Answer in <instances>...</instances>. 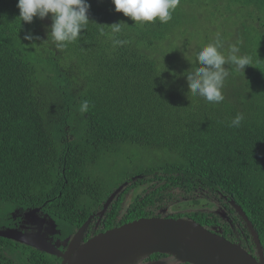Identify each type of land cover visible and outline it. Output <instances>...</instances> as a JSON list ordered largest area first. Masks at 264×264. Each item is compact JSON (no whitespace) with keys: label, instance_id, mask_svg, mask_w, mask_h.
Segmentation results:
<instances>
[{"label":"trees","instance_id":"trees-1","mask_svg":"<svg viewBox=\"0 0 264 264\" xmlns=\"http://www.w3.org/2000/svg\"><path fill=\"white\" fill-rule=\"evenodd\" d=\"M88 2L86 29L57 49L48 41L50 18L20 23L17 0H0V229L18 228L20 212L40 207L52 234L66 243L126 183L99 231L160 216L175 198L197 207L212 197L230 222L203 208L166 217L219 226L254 254L234 200L264 252V0H179L167 23L143 25L115 12L111 0ZM113 23L121 25L114 38ZM201 24L204 33L226 32L224 55L237 45L252 61L244 73L224 65L230 75L218 104L188 93L184 75L200 66L196 52L214 42L198 44ZM85 100L89 108L81 113ZM238 113L240 127H230ZM126 148L139 159L114 160L117 177L101 167ZM60 263L0 236V264Z\"/></svg>","mask_w":264,"mask_h":264},{"label":"water","instance_id":"water-1","mask_svg":"<svg viewBox=\"0 0 264 264\" xmlns=\"http://www.w3.org/2000/svg\"><path fill=\"white\" fill-rule=\"evenodd\" d=\"M125 184L108 196L97 212L98 219ZM230 204L250 235L254 254L240 242L222 235L220 229L207 228L186 217L142 216L100 231L83 241L84 231L93 217L90 215L68 239L64 250H60L44 238V218H39L40 207H35L26 210L24 217L36 224L37 231L6 228L0 229V236L60 257V264H120L137 254L153 253L174 255L180 262L190 264H264V252L255 228L240 205L234 200H230Z\"/></svg>","mask_w":264,"mask_h":264},{"label":"clouds","instance_id":"clouds-1","mask_svg":"<svg viewBox=\"0 0 264 264\" xmlns=\"http://www.w3.org/2000/svg\"><path fill=\"white\" fill-rule=\"evenodd\" d=\"M111 3L115 12L123 13L138 25H143L157 20L160 23H167L179 0H111ZM16 7L19 9L20 23L30 24L34 18L51 19V24L47 26L48 41L57 49H64L68 44L77 41L81 31L85 30L90 22L88 0H17ZM120 32V23L110 25L109 34L113 38ZM24 39L31 41L33 36L26 33ZM113 43L121 44L123 41L113 39ZM223 47V41L217 36L214 42L196 52L194 62L200 66L184 73L188 93L193 97H202L209 103L222 102L225 98L222 92L224 82L230 75L224 65L226 63L232 65L234 71L242 73L245 66L252 65L251 58L248 55H241L237 45H230L227 55L221 52ZM88 108L89 102L85 100L79 110L83 113L87 112ZM243 119V115L238 113L229 126L238 128Z\"/></svg>","mask_w":264,"mask_h":264},{"label":"rangeland","instance_id":"rangeland-1","mask_svg":"<svg viewBox=\"0 0 264 264\" xmlns=\"http://www.w3.org/2000/svg\"><path fill=\"white\" fill-rule=\"evenodd\" d=\"M204 31V24H201V26L198 27V33H199V37H198V44L199 42L202 44L203 43H208V42H212L214 41L217 36L223 41L225 40V34L226 32H222L219 31V33H216L217 35H214L213 32H202ZM202 32V33H201ZM214 39V40H213ZM136 150H134L133 148H126L123 151H121L120 153L116 154V157L114 156L111 158L106 159L105 161H108L109 163H111V165L109 166L107 163H102L101 167L104 168L106 171L108 170L109 174L117 177L120 173L118 172V168H113L114 166V160L117 162L120 160L121 163L125 161H127L129 158H134L136 160L139 159V155H136ZM100 167V168H101ZM98 172V171H97ZM107 172V173H108ZM112 183H114L113 181H111ZM205 199L202 200V202L196 206H194V204L192 202L186 201V199H181V198H175L174 201H172L170 204H168L166 207L160 209V216H166V215H170L173 213H178V212H185V211H189V210H193L195 208H203V209H209L211 211H220L223 215V219H228L227 215H226V211L223 210L222 208H220V206L218 205L217 201L215 199H213L212 197H204ZM20 214L22 215V213L20 212ZM96 218H94L92 221L94 222L93 224L96 225L98 220L95 222ZM91 221V222H92ZM92 224V226H93ZM93 227H91L92 229ZM236 241L240 242V240L238 238H236ZM241 243V242H240ZM255 253V252H254ZM148 255L146 254H137L134 257H132L130 260L122 262L120 264H176L178 262H180V260L174 256V255H164V256H160L158 258L155 259H151V260H146V257Z\"/></svg>","mask_w":264,"mask_h":264},{"label":"flooded vegetation","instance_id":"flooded-vegetation-1","mask_svg":"<svg viewBox=\"0 0 264 264\" xmlns=\"http://www.w3.org/2000/svg\"><path fill=\"white\" fill-rule=\"evenodd\" d=\"M123 187H124V186H123ZM123 187H122V188H123ZM24 212H25V211H22V216H23V217H21V219L19 220V223H18L19 226H18V228L21 229V230H23V231H37V226H36V224H34L32 221H31V222H28L27 220H25ZM97 212H98V211H96V212H94V213L91 214V215H93L91 221H92L94 218H96L95 222H96L97 220L100 221L101 218L98 219L99 216L96 215ZM37 214H38V216H39L40 219L44 218V221H43V227H42V234H43L44 238H46V240H47L48 242H51V243L57 245V246L59 247L60 250H64V248H65L66 245H67L66 243H68V242L64 243L63 239H59V238L55 237V236L52 234L53 231H52V229H51V225H50V218H49L46 214L42 213L41 211H38ZM179 217H180V216H179ZM186 218H187V217H186ZM29 220H30V219H29ZM226 220L230 222V219H229V218L226 219ZM91 221H90L88 227L86 228V230L84 231L83 241L86 240L87 238L93 236L94 234L100 232V231L98 230L99 221L97 222L96 225H94V224H93L94 222H93V221L91 222ZM92 224H93V226H92ZM91 227H93V228L91 229ZM210 228L220 229V230H221V234H222V228H221V227H219V226H214V227H210ZM222 235H223V234H222ZM71 236H72V235H71ZM232 241H233V240H232ZM235 241H236V240H235Z\"/></svg>","mask_w":264,"mask_h":264}]
</instances>
